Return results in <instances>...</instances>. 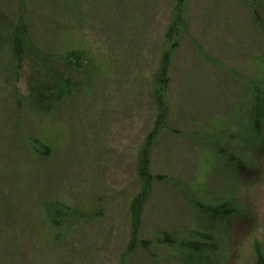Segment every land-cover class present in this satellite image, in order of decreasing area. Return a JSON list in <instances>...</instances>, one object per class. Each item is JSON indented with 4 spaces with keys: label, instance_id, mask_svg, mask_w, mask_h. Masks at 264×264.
Instances as JSON below:
<instances>
[{
    "label": "rangeland",
    "instance_id": "374dc122",
    "mask_svg": "<svg viewBox=\"0 0 264 264\" xmlns=\"http://www.w3.org/2000/svg\"><path fill=\"white\" fill-rule=\"evenodd\" d=\"M0 7L24 18L42 51L87 56L50 114L27 100L28 67L23 102L0 96V264H179L188 240L214 246L215 264L264 255V122L257 130L251 118L264 88V0ZM56 202L79 219L53 226ZM223 205L224 219L203 211Z\"/></svg>",
    "mask_w": 264,
    "mask_h": 264
},
{
    "label": "trees",
    "instance_id": "16d2710c",
    "mask_svg": "<svg viewBox=\"0 0 264 264\" xmlns=\"http://www.w3.org/2000/svg\"><path fill=\"white\" fill-rule=\"evenodd\" d=\"M24 18L18 20L10 18L0 7V96L16 97L19 103H22L17 85L21 76L28 67V97L30 105L34 110L41 114H50L57 102L66 97H71L78 83H75L76 76L83 71L87 65V56L80 51H66L60 55L51 52L42 51L36 47ZM165 60L162 65L161 85L168 84L167 68L168 61ZM167 64V65H166ZM256 96L252 106V122L257 130H261L264 122V88L257 86ZM160 104L162 101H159ZM159 104V105H160ZM163 108V105H160ZM160 115L157 124L161 123ZM147 158L144 160L145 172L148 167ZM146 192L140 193L132 203V213L134 217V232L138 230L143 205L146 200ZM203 207V206H201ZM225 205L220 207H209L203 209L208 213L211 220L224 219L229 215ZM47 217L52 221L53 226L62 227L65 222L71 219H79V213L71 210L61 203L48 204L46 206ZM169 243V247L177 244L172 236L164 234ZM205 238V237H203ZM211 245L197 241H183L180 248L183 252L179 257V264H215L212 253H215ZM254 264H264V255L258 252Z\"/></svg>",
    "mask_w": 264,
    "mask_h": 264
}]
</instances>
